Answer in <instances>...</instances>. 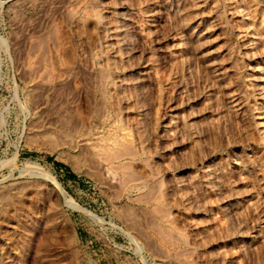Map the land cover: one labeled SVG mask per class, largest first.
I'll list each match as a JSON object with an SVG mask.
<instances>
[{
  "label": "rangeland",
  "instance_id": "1",
  "mask_svg": "<svg viewBox=\"0 0 264 264\" xmlns=\"http://www.w3.org/2000/svg\"><path fill=\"white\" fill-rule=\"evenodd\" d=\"M0 264H264V0H0Z\"/></svg>",
  "mask_w": 264,
  "mask_h": 264
},
{
  "label": "trees",
  "instance_id": "2",
  "mask_svg": "<svg viewBox=\"0 0 264 264\" xmlns=\"http://www.w3.org/2000/svg\"><path fill=\"white\" fill-rule=\"evenodd\" d=\"M56 165H57V166H63V164L60 163V162H56Z\"/></svg>",
  "mask_w": 264,
  "mask_h": 264
},
{
  "label": "bare ground",
  "instance_id": "3",
  "mask_svg": "<svg viewBox=\"0 0 264 264\" xmlns=\"http://www.w3.org/2000/svg\"><path fill=\"white\" fill-rule=\"evenodd\" d=\"M205 2V1H204ZM115 33V32H114ZM105 79V78H104Z\"/></svg>",
  "mask_w": 264,
  "mask_h": 264
}]
</instances>
